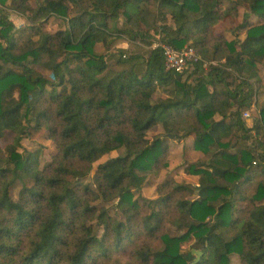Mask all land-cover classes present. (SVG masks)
<instances>
[{
  "label": "trees",
  "instance_id": "1",
  "mask_svg": "<svg viewBox=\"0 0 264 264\" xmlns=\"http://www.w3.org/2000/svg\"><path fill=\"white\" fill-rule=\"evenodd\" d=\"M223 1L0 0V140L13 138L0 264H264V0ZM228 20L234 38L215 36ZM159 40L200 59L167 70ZM40 131L56 146L44 166L19 150ZM187 137L203 153L187 166L198 184L165 177L145 200Z\"/></svg>",
  "mask_w": 264,
  "mask_h": 264
},
{
  "label": "rangeland",
  "instance_id": "2",
  "mask_svg": "<svg viewBox=\"0 0 264 264\" xmlns=\"http://www.w3.org/2000/svg\"><path fill=\"white\" fill-rule=\"evenodd\" d=\"M235 0H224L221 6V9H224L227 5H231L234 3ZM9 17L12 19V21L16 24L17 28H24L27 23L26 20L20 16L18 13L14 11H8ZM251 19L254 22H259V20L256 17H251ZM121 24V21H119V25ZM231 20H228L226 23H222L216 30H215V36H223L222 39L226 38L227 40H231L234 38V34L231 33V27H232ZM66 27V24L62 22L60 19L57 18H51L50 22L48 24V28L50 31L55 32L59 29H64ZM216 38V37H215ZM212 43H215L214 40H212ZM126 46L127 43H122L120 46ZM99 51L103 50V47L101 44H99L98 48ZM260 66V67H259ZM258 68L261 69V76L264 77V71L262 70L261 64H259ZM248 112L250 113V116L257 117L258 111L256 109H249ZM244 118H249L245 117ZM218 118V117H217ZM247 122L249 123L250 120L248 119ZM162 129L160 127H157L153 129L150 134L153 135L156 132L161 131ZM174 138V136L172 135ZM12 135H7L5 138L0 140V148L3 152V154H9L10 153V144L12 143ZM23 147L19 150L27 149L30 151H41V166H44L46 163L50 162L52 160V157L56 153V146L48 139L46 133L44 131L32 133L30 136L25 137L22 141ZM120 152L113 151L107 155H105L98 163L104 162L108 158L116 157ZM203 157V153L201 151H198L193 146V137H187L183 140H177L172 141L170 152L166 158V161L168 163V167L166 169H163L160 173V175L156 176L155 174L150 173L147 177L146 183L144 184L141 194L145 200H151L157 198V186L162 182V180L165 177L174 178L177 182L185 183V184H198L199 177L196 174H192L189 171H187V166L190 164H193L200 160ZM97 163V164H98ZM94 172V170H93ZM92 175V174H91ZM91 179V176L88 175L86 179L83 180V182H89ZM260 179V177L258 178ZM19 186L16 187L15 194L18 192ZM248 194H251L254 191V187L248 188ZM147 202V201H146ZM145 202V203H146ZM143 204V213L146 214L148 212V206L141 201ZM112 217H116L115 212L111 211ZM168 228H175L172 225H169ZM192 242H187L184 244L183 249L188 250L192 246ZM232 264H240L238 257L233 256Z\"/></svg>",
  "mask_w": 264,
  "mask_h": 264
},
{
  "label": "built area",
  "instance_id": "3",
  "mask_svg": "<svg viewBox=\"0 0 264 264\" xmlns=\"http://www.w3.org/2000/svg\"><path fill=\"white\" fill-rule=\"evenodd\" d=\"M160 47L165 57V68L177 73H183L192 61H198L200 56L193 47L187 46L182 49H176L171 44L163 41H155L152 48ZM245 117H249L248 111L244 112Z\"/></svg>",
  "mask_w": 264,
  "mask_h": 264
},
{
  "label": "water",
  "instance_id": "4",
  "mask_svg": "<svg viewBox=\"0 0 264 264\" xmlns=\"http://www.w3.org/2000/svg\"><path fill=\"white\" fill-rule=\"evenodd\" d=\"M192 254H196L197 255V258H196V261H198L201 257V252L200 251H197L195 249L192 250Z\"/></svg>",
  "mask_w": 264,
  "mask_h": 264
}]
</instances>
